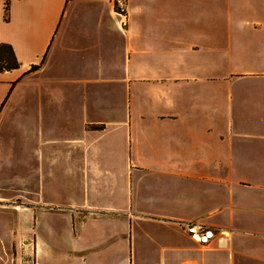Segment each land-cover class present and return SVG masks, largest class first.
Instances as JSON below:
<instances>
[{"label":"crops","instance_id":"crops-1","mask_svg":"<svg viewBox=\"0 0 264 264\" xmlns=\"http://www.w3.org/2000/svg\"><path fill=\"white\" fill-rule=\"evenodd\" d=\"M84 1L94 17H69L76 0H0V43L20 62L0 73V117L23 86L52 134L40 131V178L25 181L39 195L10 211L31 219L19 233L32 260L19 264H135L136 228L149 264H264V0H126L123 21L111 0ZM53 68V82H29ZM39 87L50 93L33 98ZM53 208L66 241L38 234ZM180 222L230 232L229 247Z\"/></svg>","mask_w":264,"mask_h":264},{"label":"rangeland","instance_id":"rangeland-1","mask_svg":"<svg viewBox=\"0 0 264 264\" xmlns=\"http://www.w3.org/2000/svg\"><path fill=\"white\" fill-rule=\"evenodd\" d=\"M71 1V0H70ZM75 1V0H73ZM79 5H75V9L73 7V15L72 13L69 17L75 15V18L79 16L81 18H89L94 17L95 11H90V7L94 6H86L82 5L84 0H76ZM113 2V0H111ZM114 11L116 17L121 21L126 20V18H122V16L117 14V8L114 6ZM79 15V16H78ZM46 61V57L42 63ZM42 63L40 66H42ZM40 68V67H39ZM53 71L44 72V74L38 75L34 79L29 80V82L33 83H51L53 82L52 78H55V69ZM54 75V76H52ZM242 75L236 76H227L226 81L232 82L239 81ZM248 76V75H247ZM43 84L38 86L42 87ZM21 88H24L23 86ZM19 88L16 93L13 95L12 103L9 107H6V111L4 115L0 117V264H19L22 260H32V249L29 244L32 243V235H23L19 233L20 227H24L26 224H30L31 219L26 221V218L22 216L16 215L14 218L11 214V210H18L24 212L26 205V197L31 195L32 197L39 195V190L35 186L32 180V185L26 184V178L32 179L34 174H39V177L36 178L38 180L40 178V171L34 172V168H36V163H38L37 156L35 154V149L37 147V142L39 139L40 131L45 132V137L52 135L51 133L45 131L44 129L48 127L49 120L46 119V122L40 123V118L38 114H31L32 108H28L26 106L25 91L20 90ZM55 92V90H54ZM50 92H45L44 89H40L36 93L35 91L32 94L33 98H39L41 96L45 97V94ZM39 94V95H38ZM18 99V101H17ZM9 101L8 103H10ZM30 102H28L29 104ZM10 108V109H9ZM29 113V114H28ZM76 117H71L70 120L64 117V125L68 121L73 122V126L76 123ZM39 120V122H38ZM96 126L87 124L88 129H94ZM75 129L72 130L73 134L75 133ZM69 132V131H65ZM41 133V134H42ZM260 173V172H257ZM29 188V190L27 189ZM49 188H46V192ZM28 205V204H27ZM17 208V209H15ZM52 214L54 217H41L39 222L37 221V230L38 234H43V237L47 239V241L59 239L66 241V237H63V228L66 229V220L61 217L64 216L63 209L53 208ZM49 212V211H48ZM94 216H105L104 213H93ZM59 216V217H58ZM54 219V223L57 226V235L51 236L50 231H46L48 222L50 219ZM64 218H66L64 216ZM81 227V223L78 221L74 224V229L77 230ZM97 227V226H96ZM94 228V227H93ZM99 226L97 227V229ZM105 230H99V235L105 234L108 237H111L110 228H105ZM55 230V229H54ZM54 231V234L56 232ZM61 232V233H59ZM91 232H89L90 234ZM149 235L153 236L159 241H168L169 234L166 232H160L156 228L149 229ZM149 235H147L149 237ZM133 240H134V262L135 264H149V260L146 259V254L149 252L146 245L149 240L144 235H141L138 228L133 232ZM24 237L28 240L24 241ZM29 237V238H28ZM70 238H68L69 240ZM110 241V240H109ZM108 242V241H105ZM99 243V246L105 243ZM26 243L27 246L23 244ZM49 245L56 251V245L49 242ZM70 246L78 247L76 241H73ZM155 249H151L150 258L154 261L156 260L158 254V248L155 246ZM100 251V250H99ZM55 253H60L56 251ZM45 261H49L45 259ZM100 261H97L96 264H99Z\"/></svg>","mask_w":264,"mask_h":264},{"label":"built area","instance_id":"built-area-1","mask_svg":"<svg viewBox=\"0 0 264 264\" xmlns=\"http://www.w3.org/2000/svg\"><path fill=\"white\" fill-rule=\"evenodd\" d=\"M113 3L117 8V14L122 16V18H126V0H113ZM179 225L188 235L201 245H208L211 242L216 241L217 247L220 249H227L229 247L231 233L228 231L217 230L193 222H180Z\"/></svg>","mask_w":264,"mask_h":264},{"label":"trees","instance_id":"trees-1","mask_svg":"<svg viewBox=\"0 0 264 264\" xmlns=\"http://www.w3.org/2000/svg\"><path fill=\"white\" fill-rule=\"evenodd\" d=\"M5 20H9L8 7L6 6ZM20 68V62L10 44L0 43V73ZM38 66H32L29 72L35 71Z\"/></svg>","mask_w":264,"mask_h":264}]
</instances>
